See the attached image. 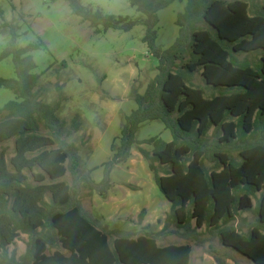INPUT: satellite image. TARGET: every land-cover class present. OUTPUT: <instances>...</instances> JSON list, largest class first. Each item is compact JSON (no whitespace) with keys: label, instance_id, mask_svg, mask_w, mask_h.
<instances>
[{"label":"trees","instance_id":"16d2710c","mask_svg":"<svg viewBox=\"0 0 264 264\" xmlns=\"http://www.w3.org/2000/svg\"><path fill=\"white\" fill-rule=\"evenodd\" d=\"M67 1L95 34L143 25L158 74L136 94L97 182L69 142L81 130L80 115L69 127L58 116L64 87L56 85L55 102L43 101L31 53L45 44L18 47L15 28L3 25L11 41L0 59H12L16 78H0V89L16 99L0 108V264H191L194 248L208 242L202 229L218 241L219 248L206 250L216 264L235 261L234 252L264 264V0H128L142 20ZM175 1H185L179 34L164 50L156 44L158 13ZM252 54L259 58L250 60ZM196 74L205 87L195 86ZM154 121L170 131V142L136 138ZM133 149L171 205L157 232L148 225L111 230L80 199L84 191L107 194L112 170ZM145 216L143 209L140 226ZM22 236L25 252L10 253ZM171 236L186 243L161 244Z\"/></svg>","mask_w":264,"mask_h":264},{"label":"rangeland","instance_id":"374dc122","mask_svg":"<svg viewBox=\"0 0 264 264\" xmlns=\"http://www.w3.org/2000/svg\"><path fill=\"white\" fill-rule=\"evenodd\" d=\"M79 1L83 6L107 15L134 20L144 18L128 0ZM184 6L185 1H175L158 13L156 44L164 50L178 37L179 28L175 22ZM3 25L15 28L19 35L18 47L38 42L45 44V48L31 53L37 66L34 73L42 75L39 88L44 90L43 101L55 102L56 85L64 87L65 101L58 116L69 127L73 117L80 115L81 130L69 142L79 149L87 167L92 170L93 179L101 182L102 165L112 157L111 146L120 136L125 117L136 108V94H143L158 74V61L149 55L142 42L145 27L138 25L127 33L109 30L95 34L89 23L72 13L67 0H0V55L11 41L9 29ZM258 58L256 54L249 56L252 61ZM0 78H16L11 58L0 59ZM194 82L197 87H205L199 74L195 75ZM213 90L209 88V92ZM15 99L12 91L0 89V108ZM152 137H160L165 142L172 140L170 131L159 121L142 124L136 136L139 141ZM143 147L151 150L149 146ZM111 182L113 186L105 195L90 197L87 191L82 192L80 199L89 213L111 230L138 232L146 225L150 232L161 230L171 205L158 189L148 164L137 149H133L127 163L114 167ZM143 209L146 216L140 226L138 216ZM202 233L208 239L206 249L194 248L191 264H216L206 250L210 245L219 248L218 241L210 238L205 229ZM25 241L26 237L22 236L9 252L15 251L18 256L23 254ZM184 243L171 236L161 244ZM234 255L235 261L227 259L226 264H255L239 253L234 252Z\"/></svg>","mask_w":264,"mask_h":264},{"label":"crops","instance_id":"0c3cea01","mask_svg":"<svg viewBox=\"0 0 264 264\" xmlns=\"http://www.w3.org/2000/svg\"><path fill=\"white\" fill-rule=\"evenodd\" d=\"M170 142V141H169Z\"/></svg>","mask_w":264,"mask_h":264}]
</instances>
